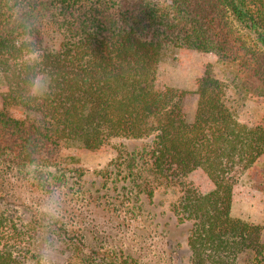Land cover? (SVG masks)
<instances>
[{
	"label": "trees",
	"instance_id": "1",
	"mask_svg": "<svg viewBox=\"0 0 264 264\" xmlns=\"http://www.w3.org/2000/svg\"><path fill=\"white\" fill-rule=\"evenodd\" d=\"M175 51L214 58L225 78L176 90L163 73ZM0 75L4 170L75 169L113 138L149 139L115 163L131 183L148 167L165 182L200 173L211 185L183 188L174 207L190 223L191 264H264L263 226L233 214L236 173L264 167V0H0ZM7 221L0 213V264H27L16 247L38 224L24 236ZM126 259L118 264H135Z\"/></svg>",
	"mask_w": 264,
	"mask_h": 264
},
{
	"label": "rangeland",
	"instance_id": "2",
	"mask_svg": "<svg viewBox=\"0 0 264 264\" xmlns=\"http://www.w3.org/2000/svg\"><path fill=\"white\" fill-rule=\"evenodd\" d=\"M147 1L156 8L168 2ZM163 73L164 82L179 91H191L196 79L204 74L225 78L214 58L179 51L170 55ZM5 89L0 75V93ZM226 100L238 105L230 90ZM183 106L191 115L194 105L186 97ZM147 144L149 139L113 138L103 148L82 154L77 170L63 164L10 170L0 166V213L8 220L6 232L17 230L25 236L33 232L32 222L38 224L36 237L26 241L29 247H16L18 255H32L27 264H41L45 256L47 264H84L87 260L118 264L126 258L135 264H191L187 246L190 223L180 221L174 207L183 188L194 186L205 192L211 185L200 173L181 178L183 184L165 182L151 175L148 167L131 183L124 177L126 167L117 169L115 163ZM236 177L240 193L233 214L261 224L264 243V167L248 174L238 171ZM144 178L148 187L142 186ZM144 189L147 191H141ZM79 239L81 243L75 244ZM25 249H29L28 254Z\"/></svg>",
	"mask_w": 264,
	"mask_h": 264
},
{
	"label": "clouds",
	"instance_id": "3",
	"mask_svg": "<svg viewBox=\"0 0 264 264\" xmlns=\"http://www.w3.org/2000/svg\"><path fill=\"white\" fill-rule=\"evenodd\" d=\"M41 264H47V258H46V256L44 258H42Z\"/></svg>",
	"mask_w": 264,
	"mask_h": 264
}]
</instances>
